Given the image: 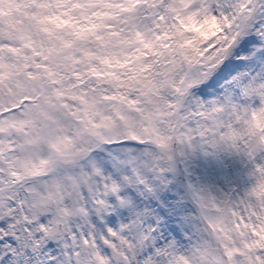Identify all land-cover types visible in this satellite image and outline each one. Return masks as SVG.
Here are the masks:
<instances>
[{
    "label": "snow or ice",
    "instance_id": "obj_1",
    "mask_svg": "<svg viewBox=\"0 0 264 264\" xmlns=\"http://www.w3.org/2000/svg\"><path fill=\"white\" fill-rule=\"evenodd\" d=\"M0 264H264V0H0Z\"/></svg>",
    "mask_w": 264,
    "mask_h": 264
}]
</instances>
